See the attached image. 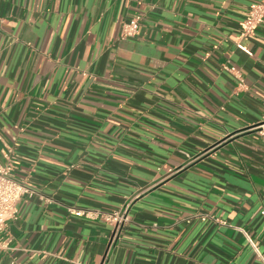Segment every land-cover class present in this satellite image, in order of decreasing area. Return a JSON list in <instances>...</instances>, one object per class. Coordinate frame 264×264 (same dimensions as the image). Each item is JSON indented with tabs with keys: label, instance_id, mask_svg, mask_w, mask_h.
<instances>
[{
	"label": "crops",
	"instance_id": "obj_1",
	"mask_svg": "<svg viewBox=\"0 0 264 264\" xmlns=\"http://www.w3.org/2000/svg\"><path fill=\"white\" fill-rule=\"evenodd\" d=\"M256 1L0 0V161L38 191L0 264H261Z\"/></svg>",
	"mask_w": 264,
	"mask_h": 264
},
{
	"label": "built area",
	"instance_id": "obj_2",
	"mask_svg": "<svg viewBox=\"0 0 264 264\" xmlns=\"http://www.w3.org/2000/svg\"><path fill=\"white\" fill-rule=\"evenodd\" d=\"M141 17L136 16L122 26V36L128 37L136 33L138 22ZM264 23V0L253 2L248 11L246 19L242 23V37L255 35L257 29ZM229 71H235L234 67L225 66ZM264 136V131L261 132ZM5 162L0 161V234L6 231L9 221L17 219L19 210L18 204L23 199H29L38 194L36 188L24 181H20L16 176L17 160L14 156L13 147L6 145L3 150ZM126 209L124 211H114L112 214L105 215L107 222L121 224L126 220ZM84 211H77L76 215H84ZM201 219L211 218L208 215H199ZM261 264H264V255L255 247Z\"/></svg>",
	"mask_w": 264,
	"mask_h": 264
}]
</instances>
